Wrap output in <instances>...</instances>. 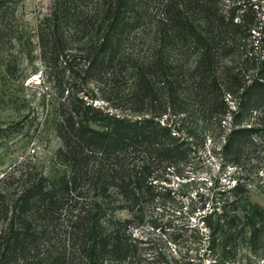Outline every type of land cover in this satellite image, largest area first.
<instances>
[{"label": "trees", "instance_id": "16d2710c", "mask_svg": "<svg viewBox=\"0 0 264 264\" xmlns=\"http://www.w3.org/2000/svg\"><path fill=\"white\" fill-rule=\"evenodd\" d=\"M19 1L0 0V80L16 78L22 60L44 66L53 94L39 132L58 148L49 174L0 192V264H176L135 231L170 196L195 139L218 140L240 173L263 144L262 5L45 0L21 23ZM233 180L199 196L183 264H264V210Z\"/></svg>", "mask_w": 264, "mask_h": 264}, {"label": "rangeland", "instance_id": "374dc122", "mask_svg": "<svg viewBox=\"0 0 264 264\" xmlns=\"http://www.w3.org/2000/svg\"><path fill=\"white\" fill-rule=\"evenodd\" d=\"M250 1L257 7L262 5L258 12L259 26L263 27L264 0ZM45 7V0H20L17 17L21 23L32 20L38 12H44ZM256 35L258 33L254 32ZM21 64L16 78L0 80V180L4 175H14L13 180L0 182V192L7 194L17 188V178L21 175L49 174L55 167L54 155L58 148L50 130L39 132L43 96L46 100L52 96L53 84L48 83L49 75H45V68L38 59L22 60ZM25 115L29 118L22 119ZM199 132L200 129L198 135ZM195 140L198 146L195 144V153H191L182 168V176L172 177L166 184L170 196L149 204L139 230L135 231V235L146 242L151 254L163 253L176 264H183L182 257L187 256L186 250L182 251V241L187 238L183 225L197 223L193 211L199 207V196H206L215 183L232 186L236 178L246 182L251 201L264 210V142L255 154L245 158L244 171L240 173L224 160L218 140L213 141L209 136L204 141ZM203 264L211 262L204 260Z\"/></svg>", "mask_w": 264, "mask_h": 264}]
</instances>
